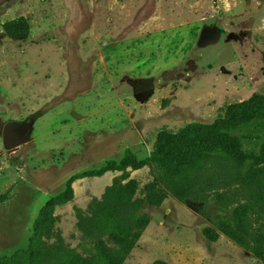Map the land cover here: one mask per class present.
I'll use <instances>...</instances> for the list:
<instances>
[{"label":"rangeland","instance_id":"obj_1","mask_svg":"<svg viewBox=\"0 0 264 264\" xmlns=\"http://www.w3.org/2000/svg\"><path fill=\"white\" fill-rule=\"evenodd\" d=\"M254 94L264 95V0H0V256L28 246L39 210L73 175L127 149L144 159L163 130L215 126L258 154L264 107L249 123L226 119ZM6 131L27 141L11 151ZM220 158L205 161L199 196L169 191L143 208L150 223L124 264H264L222 232L236 205L254 198ZM120 175L75 181L73 200L56 210L65 242L82 254L92 246L74 207L86 210ZM156 175L131 171L138 197ZM263 223L257 209L250 225Z\"/></svg>","mask_w":264,"mask_h":264},{"label":"trees","instance_id":"obj_2","mask_svg":"<svg viewBox=\"0 0 264 264\" xmlns=\"http://www.w3.org/2000/svg\"><path fill=\"white\" fill-rule=\"evenodd\" d=\"M5 29L15 34L9 24H5ZM261 107H264V95L254 94L247 101L230 105L226 119L235 125L249 123ZM214 154L221 155L222 162L216 166L245 185L254 198V201L236 205L228 214L222 232L264 259V228L250 225L251 214L257 209L264 213V144L258 154H249L243 150L239 139L228 132L193 123L177 132L161 131L154 149L144 159L127 149L120 161L109 160L98 169L73 175L66 189L49 198L39 210L28 246L0 256V264H124L150 223L151 217L143 208L160 206L169 191L182 201L199 196L204 192L200 177L211 169L205 161ZM247 162H252L254 167L245 174ZM145 167L157 168L158 175L143 186L142 196L138 197L139 182L131 178V171ZM111 171L121 172V175L106 187L101 197H93L86 210L74 207L77 228L92 246L88 255L82 254L65 242L56 225V209L73 200L75 181L102 177Z\"/></svg>","mask_w":264,"mask_h":264},{"label":"water","instance_id":"obj_3","mask_svg":"<svg viewBox=\"0 0 264 264\" xmlns=\"http://www.w3.org/2000/svg\"><path fill=\"white\" fill-rule=\"evenodd\" d=\"M9 133H7V131L5 132V138L7 140V146L8 148L11 150V151H14L16 150L19 145L23 144L24 142L27 141V139H19V140H14V141H10V138H9ZM7 135H8V139H7Z\"/></svg>","mask_w":264,"mask_h":264},{"label":"crops","instance_id":"obj_4","mask_svg":"<svg viewBox=\"0 0 264 264\" xmlns=\"http://www.w3.org/2000/svg\"><path fill=\"white\" fill-rule=\"evenodd\" d=\"M64 205H66V204H64ZM64 205H62V206H64ZM62 206H58L57 208H60V207H62ZM57 210V209H56Z\"/></svg>","mask_w":264,"mask_h":264}]
</instances>
